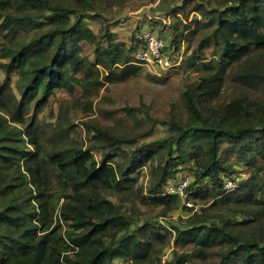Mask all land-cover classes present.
I'll use <instances>...</instances> for the list:
<instances>
[{
	"label": "trees",
	"instance_id": "trees-1",
	"mask_svg": "<svg viewBox=\"0 0 264 264\" xmlns=\"http://www.w3.org/2000/svg\"><path fill=\"white\" fill-rule=\"evenodd\" d=\"M131 1L0 0V264H264V0H180L169 56L196 77L103 124L100 90L143 67L111 31Z\"/></svg>",
	"mask_w": 264,
	"mask_h": 264
},
{
	"label": "rangeland",
	"instance_id": "rangeland-1",
	"mask_svg": "<svg viewBox=\"0 0 264 264\" xmlns=\"http://www.w3.org/2000/svg\"><path fill=\"white\" fill-rule=\"evenodd\" d=\"M180 0H156L151 2L150 0H134L128 2L121 9L116 6L112 8L115 12L114 17L117 18L116 22L111 26V31L116 33L119 41L125 42L127 45L133 40H138L146 31H153L157 35H160L165 44L166 53L173 51V45L170 38V25L172 21V14H168L170 9L179 6ZM193 14L190 15V19ZM89 26L97 32L99 25L97 23L88 22ZM188 56L186 51V44L181 42L180 49L176 54H172V58L177 57L179 64L169 71H163L159 68H151L143 66L135 77L130 80L117 84L116 86L104 85L100 90L98 98L93 104L92 117L98 119L103 124H110L115 119L114 117H107L104 113L105 109L110 108V101L113 106L119 107L124 102L129 105H138L140 102L148 104L152 111L157 115L168 108V105L174 101L177 94L181 90L183 84L187 81L194 79L197 75L196 72L186 69L185 61ZM173 60V59H172ZM174 59L173 63H178ZM11 77V86L14 88L13 76ZM7 76L0 71V82L4 83ZM107 88L108 91L105 89ZM55 96L57 99H61L64 96L62 90H56ZM105 98L104 101L99 102L101 98ZM103 103L99 105V103ZM52 110L46 108L40 117L47 121H54L57 114V104H52ZM82 114L78 113L74 117V122L77 124V130L81 135V139L84 140V144L89 145L85 138V133L82 129L81 122ZM163 132L157 130L153 137H160ZM96 157L99 155L94 152ZM186 175L185 172L180 173L179 177ZM173 220L176 221V216H173ZM169 255V252H166ZM167 258V256H166Z\"/></svg>",
	"mask_w": 264,
	"mask_h": 264
},
{
	"label": "built area",
	"instance_id": "built-area-1",
	"mask_svg": "<svg viewBox=\"0 0 264 264\" xmlns=\"http://www.w3.org/2000/svg\"><path fill=\"white\" fill-rule=\"evenodd\" d=\"M141 45L134 52L132 56V63H135L140 66L151 67V68H159L163 71H169L179 64L177 57L169 56V53L163 51L164 49V40L160 35H157L153 31H146L142 37L140 38ZM176 59L178 63H173L172 61ZM189 182V177L186 176L182 181H180L175 186H169L167 188L168 194H178L181 198L186 197V193H184L185 188ZM225 188L228 191L233 190L234 185L231 181L225 182ZM187 207L191 205L189 203H185Z\"/></svg>",
	"mask_w": 264,
	"mask_h": 264
}]
</instances>
